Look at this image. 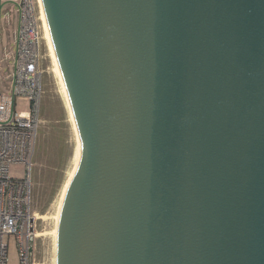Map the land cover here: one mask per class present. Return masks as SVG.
<instances>
[{"label": "water", "instance_id": "obj_1", "mask_svg": "<svg viewBox=\"0 0 264 264\" xmlns=\"http://www.w3.org/2000/svg\"><path fill=\"white\" fill-rule=\"evenodd\" d=\"M80 138L52 264H264V0H42Z\"/></svg>", "mask_w": 264, "mask_h": 264}, {"label": "built area", "instance_id": "obj_2", "mask_svg": "<svg viewBox=\"0 0 264 264\" xmlns=\"http://www.w3.org/2000/svg\"><path fill=\"white\" fill-rule=\"evenodd\" d=\"M20 9L22 27L11 81L16 97L30 99L31 115L24 117L15 108L10 113L8 106L0 103V264H9L10 238L16 241L20 264H39L37 224L41 216L32 207L31 169L44 94L43 26L38 0H20ZM12 164H24L26 176L12 177Z\"/></svg>", "mask_w": 264, "mask_h": 264}, {"label": "rangeland", "instance_id": "obj_3", "mask_svg": "<svg viewBox=\"0 0 264 264\" xmlns=\"http://www.w3.org/2000/svg\"><path fill=\"white\" fill-rule=\"evenodd\" d=\"M10 2L20 5V0ZM19 3V4H18ZM43 26V25H42ZM42 67L44 69V94L40 113V123L36 152L31 169L32 207L41 216L38 220L36 262L52 264L54 236L58 203L63 185L72 167L75 137L69 115L60 93V85L53 71L54 66L43 29ZM17 50V49H16ZM18 51V50H17ZM1 57V51H0ZM15 63V62H14ZM2 73L15 74L13 61L2 63ZM1 72V70H0ZM0 102L5 103L11 112L14 108L24 117L31 115L30 99L15 96L12 81L0 82ZM24 164H12L10 175L15 178L26 176ZM9 264H20L18 247L14 238L9 243Z\"/></svg>", "mask_w": 264, "mask_h": 264}, {"label": "crops", "instance_id": "obj_4", "mask_svg": "<svg viewBox=\"0 0 264 264\" xmlns=\"http://www.w3.org/2000/svg\"><path fill=\"white\" fill-rule=\"evenodd\" d=\"M12 1L17 2L16 0H0V82L6 81L7 83L11 81L12 76L2 73V63L12 60L15 68L14 62L19 51V37L22 27L20 5L16 6L10 3Z\"/></svg>", "mask_w": 264, "mask_h": 264}, {"label": "bare ground", "instance_id": "obj_5", "mask_svg": "<svg viewBox=\"0 0 264 264\" xmlns=\"http://www.w3.org/2000/svg\"><path fill=\"white\" fill-rule=\"evenodd\" d=\"M38 3H39V7H40V13H41V20H42V25H43V29H44V35H45V38H46V41H47L48 49H49L50 56L52 58V62H53V66H54L53 71L55 73V76L58 79V82H59V85H60V93H61V95L63 97L64 104L66 106V109H67V112H68V115H69V120H70V123L72 125V129H73L74 137H75V148H74V153H73V157H72V167H71V169H70V171L68 173L67 179H66V181H65V183L63 185V188H62V191H61V194H60L59 203H58L59 204L58 205V211H56L57 212V214H56V223H55V228H56L58 217H59V214H60V210H61V207H62V203H63V200H64V196H65V193H66L67 186H68L69 182L71 181V179H72V177H73V175L75 173V170L77 168V165H78L79 156H80V138H79L78 127H77V123H76L75 116H74V113H73V109H72V105H71V102H70L69 94H68V91H67V88H66V85H65L61 70H60L59 65L57 63L56 56H55V53H54V49H53V46H52V42H51V39H50V34H49V30H48V26H47L45 14H44V8H43L42 0H38ZM55 228L53 230V236L55 235Z\"/></svg>", "mask_w": 264, "mask_h": 264}]
</instances>
